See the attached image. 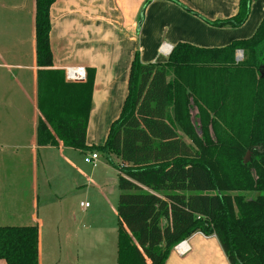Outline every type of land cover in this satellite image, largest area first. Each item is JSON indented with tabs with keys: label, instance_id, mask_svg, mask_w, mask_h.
<instances>
[{
	"label": "trees",
	"instance_id": "trees-1",
	"mask_svg": "<svg viewBox=\"0 0 264 264\" xmlns=\"http://www.w3.org/2000/svg\"><path fill=\"white\" fill-rule=\"evenodd\" d=\"M55 2L36 0L44 116L38 143L61 140L82 151L97 149L119 170V264H130L134 251L143 264H165L176 244L199 231L217 235L231 264H264V18L252 37L224 47L180 41L166 61L148 63L136 52L122 112L105 144L90 147L94 70L87 69L83 82L68 81L64 70L51 68ZM251 4L240 0L228 18H202L214 26H241ZM241 48L246 59L237 66ZM235 69L248 77L240 74L234 83ZM0 258L39 264L38 225H0Z\"/></svg>",
	"mask_w": 264,
	"mask_h": 264
},
{
	"label": "crops",
	"instance_id": "crops-1",
	"mask_svg": "<svg viewBox=\"0 0 264 264\" xmlns=\"http://www.w3.org/2000/svg\"><path fill=\"white\" fill-rule=\"evenodd\" d=\"M179 1L197 12L199 16L210 20L233 16L238 12L240 4V0ZM182 4L173 0H56L52 5L51 46L54 65L51 68L64 70L65 79L68 81L74 80L67 78V67L84 68L86 78L78 80L83 82L87 79V69L94 70V85L86 136L87 144L91 142L102 144L106 140V134L111 124L120 116L129 92L130 69L136 52H140L141 60L148 63L164 62L169 58L170 54L162 48L164 44H169L173 48L181 41L206 48L224 47L236 39L250 37L256 32L264 18V0H255L252 3L250 16L240 28L212 26L185 9ZM13 9L15 11L18 8L14 7ZM30 33L32 43L30 53L27 55L29 60L31 58L30 62L23 64L6 62L4 64L19 67L23 81L18 77V72H12L15 74L16 80H21L27 106H30L32 110L30 112L33 117L32 126H38L40 117L44 116L39 107L38 70L40 66L37 62L36 52V0L33 4V24ZM2 52L3 50L0 52V59L4 58ZM15 55V58L21 59L20 55L16 53ZM2 64L0 61V65ZM17 100L18 95L12 96L10 105L13 104V107H16ZM5 148L1 151L3 152ZM73 150L86 153V151L65 146L61 140L59 145H39L37 136H33L29 149V155L32 157H30L32 171L28 185L30 194L27 193L28 198L26 199L22 190L21 192L15 190L13 199L10 197L12 193H8L12 202L11 206H7L9 214H4L3 220L7 223H3V225H38L39 264H119V223L117 250L110 253L97 254L92 251L81 253L76 249L58 251L47 249L44 245L43 228L46 224L48 225V219L47 216H40L39 210L36 212L41 202L40 172L38 170L40 151H46L49 154L53 151L54 155L61 153L60 157H65L67 165L76 173L68 181L70 187L67 191L62 189L63 181L60 172L52 171L42 174L44 175V184L48 189L44 192L46 197L43 200L45 202L43 211L44 209L54 211L58 206L62 212L60 220L55 223L54 232H57V236L63 232L67 236L66 238L71 240L74 234L76 237L78 236L80 230L83 232V236L87 237L90 232L89 228L92 227L91 224H84L80 229L76 224L77 216L69 207H65L66 213L65 215L63 213L62 206H64L65 198L80 185L77 161L67 156L73 155ZM2 164L4 162L0 163V168ZM105 165L107 171L100 176L98 189L118 215V205L116 207L108 200L105 189L101 186L104 184L107 188L110 181L118 182L119 185L120 172L110 164ZM14 172V170L9 171L8 168L7 173L3 174L7 175L6 178L11 177L12 179L15 177ZM89 178L91 179V176ZM2 179L0 170V181ZM25 205L33 209L26 216L21 213ZM15 210L17 212H14ZM15 221L23 223H12ZM49 228L51 227L49 226ZM131 241L132 243L135 241L133 236ZM189 243L192 247L190 252L181 255L173 249L165 264H231L216 234L206 235L196 232L189 237ZM103 255L108 258L107 262L102 260L101 256ZM0 264L8 263L5 259H0Z\"/></svg>",
	"mask_w": 264,
	"mask_h": 264
},
{
	"label": "rangeland",
	"instance_id": "rangeland-1",
	"mask_svg": "<svg viewBox=\"0 0 264 264\" xmlns=\"http://www.w3.org/2000/svg\"><path fill=\"white\" fill-rule=\"evenodd\" d=\"M254 1L255 0H252V3ZM33 4H35V0H0V52L3 50L2 55L4 56V58L0 59V61L3 63L0 65V163L4 162L0 168L3 177L2 181H0V192H2L0 193V225L7 223L3 220L4 214H9L7 211V206H11V198H15V190H20V192L22 190V193L25 195L26 199L28 198L27 193L28 195L30 194L28 185L30 183L29 178L31 177L32 162L30 160L31 155H29V149L32 145L33 136H37L38 126H32L33 117L30 113L32 110L30 106H27V100L22 92L23 87L21 85V80L23 81V79L22 74L18 69L19 67L9 66L4 63L20 62L23 64L29 63L31 60V58L30 60L27 58V55L30 53V45L32 43L30 32L31 26L33 24ZM14 7H17L18 9L14 11ZM191 13L194 14L193 12ZM197 16L202 18V16ZM206 22L209 23L208 21ZM243 25H229V27L240 28ZM254 33L250 37H252ZM15 53L20 55L21 59L15 58ZM223 57L224 54L221 55L220 60H223ZM245 59V50L242 48L236 50L234 57L235 64L239 66L238 64L242 63ZM224 65L230 66L231 63L228 62ZM12 71L18 72V77L21 80H16V76ZM258 73H254V81L257 82L256 84H259V82L262 81L261 76ZM234 74L238 76L233 78L234 83L238 82L241 75H244L245 77L247 76L246 73L242 74L236 69ZM249 79L252 78L250 77ZM257 86L258 85H254L253 88L256 89ZM16 95H18V100L16 102V107H13V104L10 105L11 97ZM7 97L10 98L7 99ZM244 97L247 98L248 94H245ZM109 131L106 134V140L108 138ZM180 131L182 134H184L182 130ZM106 140L102 144L91 142L88 145L90 147L100 146L105 144ZM2 145L7 148L3 147ZM3 148L5 149L2 152L1 149ZM92 151L99 154V159L95 164L87 163L84 160V156L88 153H91ZM72 152H74L72 153L73 155L67 156H70L74 161H77L79 172L81 173L78 175V178H80V185L65 198L64 206H62L64 208L63 213L65 215V207H69L73 213L76 214V224L79 225L80 229L83 228L84 224H91L92 227L89 228L90 232L87 237H84L83 232L80 230L78 236L76 237L74 234L71 240H68L70 238L67 239V236H65L63 232H61L60 236H57V232H54L55 223L60 220L62 212L58 206L56 207L57 210L48 211L44 209L43 211V203H45L43 200L44 197H46L44 196V192L46 190L48 191V189L46 188V184H44V175L42 174L52 171L60 172L63 181L62 189L67 191L70 187V183H68V181L72 179L76 173L67 165L65 162V157H60L61 153L54 155L53 151L50 154L46 151H40V155L38 156V170L40 172L39 187L41 202L39 207L36 209V212L39 210L40 216H47L48 219V225L46 224L43 228L44 245L47 249L58 251L76 249L81 253L85 251H92L97 254L103 252L110 253L113 250H117V228L119 218L113 207L102 196L100 189H98V184L100 183L98 182L99 178L107 171L105 164H110V162L106 155L97 149L87 150L86 153L75 150ZM28 157L29 159H27ZM8 168L9 171H15V177L12 179L11 177L6 178L7 175L3 174L7 173ZM90 176L91 179L89 178ZM103 185L104 184H102L101 187H104L108 200L117 207L121 193L118 182L115 183L110 181L107 185V188L105 185ZM59 189L62 191L61 188ZM8 193H12L10 194L11 198L8 197ZM253 196L257 198L259 195L250 194V198H253ZM82 201L89 202L91 206L86 209L81 207L80 204ZM30 211H33V209H30V207L28 208V206L25 205V208L21 210V213L26 216L27 213L30 214ZM14 212L17 211L15 210ZM12 223L17 224L23 222L15 221ZM162 223L165 224V221ZM49 226L51 228H49ZM101 257L103 261L108 259L104 255ZM130 260V264H143L141 258L135 251L133 252Z\"/></svg>",
	"mask_w": 264,
	"mask_h": 264
},
{
	"label": "built area",
	"instance_id": "built-area-1",
	"mask_svg": "<svg viewBox=\"0 0 264 264\" xmlns=\"http://www.w3.org/2000/svg\"><path fill=\"white\" fill-rule=\"evenodd\" d=\"M162 48H164L166 52H168L169 54L171 53L173 49L172 46L169 44H164ZM66 75L69 80L78 81V80H83L86 78V71L84 68L70 66L66 68ZM98 159H99V154L97 152H91L84 156V160L87 163L95 164ZM81 206L86 208L90 206V203L82 201ZM199 232L203 233L201 231ZM191 249L192 247L189 243V238L180 241L178 244L174 246V250L181 255L187 254L188 252L191 251Z\"/></svg>",
	"mask_w": 264,
	"mask_h": 264
}]
</instances>
